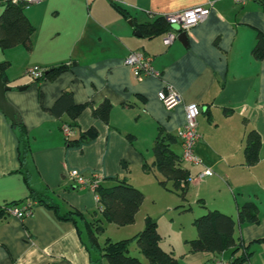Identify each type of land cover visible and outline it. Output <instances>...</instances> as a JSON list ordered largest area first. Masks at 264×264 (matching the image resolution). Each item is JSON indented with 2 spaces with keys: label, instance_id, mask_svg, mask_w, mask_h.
I'll use <instances>...</instances> for the list:
<instances>
[{
  "label": "crops",
  "instance_id": "0c3cea01",
  "mask_svg": "<svg viewBox=\"0 0 264 264\" xmlns=\"http://www.w3.org/2000/svg\"><path fill=\"white\" fill-rule=\"evenodd\" d=\"M195 5L211 6V12L187 32L186 44L177 38L166 45L164 34H136L135 23ZM25 13L34 27L32 49L0 47V63L10 62L6 95L20 114L30 149L23 165L20 131L0 109V207L12 202L33 207L22 219L0 217V264H109L90 246L82 223L59 216L80 211L90 219L99 208L95 193L77 187L69 171L87 176L96 171L106 185L125 178L145 198L158 192L150 179L157 169L155 139L161 132L176 136L191 102L202 107L196 153L204 165L181 160L194 178L187 202L199 204L201 214L217 209L237 219L238 206L255 201L260 222L238 225L235 236L244 242L264 238V58L253 54L258 33L264 35V0H41L28 4ZM133 51L151 55L160 76L137 77L124 64ZM35 65L45 73L65 67L55 77L35 79L28 72ZM165 84L183 97L171 110L157 95ZM107 100L109 122L94 115ZM73 102L83 105L74 117ZM252 129L262 144L259 161L249 166L244 147ZM171 148L181 156L179 139ZM206 167L213 174L197 177ZM147 216L152 217L146 212L144 223ZM252 249L245 264H264V241ZM197 255L205 264L230 258L229 251Z\"/></svg>",
  "mask_w": 264,
  "mask_h": 264
},
{
  "label": "trees",
  "instance_id": "16d2710c",
  "mask_svg": "<svg viewBox=\"0 0 264 264\" xmlns=\"http://www.w3.org/2000/svg\"><path fill=\"white\" fill-rule=\"evenodd\" d=\"M2 6H4V9L0 14V47L6 50L18 45H23L30 51L32 49L34 27L25 13L27 4L8 0L3 2ZM115 7L125 16L129 15L122 7L116 4ZM135 24L138 30L149 37L163 35L171 27L165 16H158L152 22ZM253 54L259 59L264 58V35L260 32L257 36V43L253 48ZM9 66L10 62L8 60L0 63V73L6 83L8 79L5 75V71ZM64 67L65 65H60L53 69H49L46 71L45 75L55 77ZM64 97L71 99V96L67 93L63 95V98ZM61 99H59V101ZM72 104L73 108L70 109V112L74 117L83 108V105H77L74 102ZM111 110L112 105L107 100L94 110V115L105 122H109ZM14 124L20 131V159L21 163L24 165L26 155L30 149L26 128L20 120ZM176 141H178L177 136L169 133L161 132L157 136L153 146L155 159L152 166H155L163 176V179L159 180L160 185L167 188L168 182L172 181L173 190L180 195L183 203H186L192 176L189 170L183 167L181 156L171 148V144ZM261 144L262 139L259 132L255 129L250 130L245 137L244 147L247 165L253 166L259 161ZM115 180L116 183L113 185H106L103 183L99 185L97 190L99 195V208L91 212L93 218H87V216L80 211L59 215L60 218L72 219L76 223H82L90 246L99 250L101 256L105 258L109 264H184L173 251H167L160 245L158 223L156 220H153L151 216L146 217L144 228L132 238L117 241L108 238L103 244L100 243L99 236L105 230V221L112 222L119 226L133 224L145 200L144 192L131 184L127 179L116 178ZM28 181L29 176H27V182ZM33 198H35V196H33ZM38 202H42V200L39 198ZM7 205L21 206V203L12 202ZM49 206L55 207L53 205ZM5 214L7 213L4 207H0V217ZM259 222L260 208L255 201H247L239 205L237 219L220 210L209 209L193 220V224L197 230V236L188 240L190 251L194 253L207 252L214 255H220L223 252L229 251L230 258L227 260H230L232 264H245L254 254L252 247L256 243L264 241V238L244 242L235 236L236 227L237 225L241 226L246 223L258 224ZM131 240L136 242L139 251L148 259V263L129 254Z\"/></svg>",
  "mask_w": 264,
  "mask_h": 264
},
{
  "label": "built area",
  "instance_id": "2783aa9c",
  "mask_svg": "<svg viewBox=\"0 0 264 264\" xmlns=\"http://www.w3.org/2000/svg\"><path fill=\"white\" fill-rule=\"evenodd\" d=\"M8 0H0L5 2ZM12 2H21L31 4L40 2L41 0H11ZM238 4H245L250 0H234ZM211 12V6L208 5H195L172 13L164 15L170 23V29L164 34L163 40L166 45L172 44L177 38L179 33L190 29L204 21ZM177 26V28H174ZM153 57L143 51H133L129 53L125 59L124 64L127 65L137 77L154 76L159 77L160 72L157 71L153 65ZM29 74L35 79H42L45 75V70L40 66H33L28 70ZM158 98L167 110L174 109L183 103V97L180 91L172 84H165L158 92ZM202 112V107L197 102L185 104V123L184 126L176 133L177 138L180 140L182 146L181 160L193 165H204L203 160L196 153V146L201 138L198 130V117ZM64 131L70 134V128L65 126ZM213 170L206 167L203 171L199 172L197 177L201 178L204 175H212ZM69 178L75 183L77 187L88 188L95 193L97 199L99 195L97 190L103 181L100 173L94 171L89 176L85 175L78 169H72L68 173ZM192 177L190 181H193ZM8 215H13L19 218H25L32 213L33 203L24 206L5 205L3 206ZM212 264H232L230 260L223 257L214 259Z\"/></svg>",
  "mask_w": 264,
  "mask_h": 264
},
{
  "label": "rangeland",
  "instance_id": "374dc122",
  "mask_svg": "<svg viewBox=\"0 0 264 264\" xmlns=\"http://www.w3.org/2000/svg\"><path fill=\"white\" fill-rule=\"evenodd\" d=\"M2 3H0V9ZM150 179L154 182L158 192L149 193L145 198L136 221L133 224L119 226L112 222H104L105 230L99 236V241L103 244L108 238L113 241L132 238L141 231L145 223L143 222L146 212L152 215L153 220L158 223L160 234V245L167 251H173L184 264H205L204 259L199 257L198 252H191L188 240L197 236L196 227L193 220L202 215L199 204L195 201L183 203L180 195L173 190L172 181L168 182L167 188L160 185L159 180L163 176L158 169L150 172ZM184 204V205H182ZM239 226L236 227L238 233ZM129 254L140 258L148 263V259L143 255L134 240L129 245Z\"/></svg>",
  "mask_w": 264,
  "mask_h": 264
},
{
  "label": "water",
  "instance_id": "95a60500",
  "mask_svg": "<svg viewBox=\"0 0 264 264\" xmlns=\"http://www.w3.org/2000/svg\"><path fill=\"white\" fill-rule=\"evenodd\" d=\"M174 28H177V26H174ZM136 34L141 35V32L138 30ZM178 39L186 44L188 42L187 32L183 31L179 33ZM9 89V85L3 80L2 74L0 73V109L13 121V123H16L20 120V114L17 108L7 99L6 93Z\"/></svg>",
  "mask_w": 264,
  "mask_h": 264
}]
</instances>
